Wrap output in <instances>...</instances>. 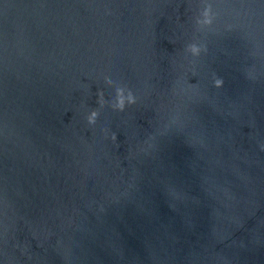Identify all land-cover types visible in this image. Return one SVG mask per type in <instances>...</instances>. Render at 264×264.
<instances>
[{
    "label": "water",
    "instance_id": "1",
    "mask_svg": "<svg viewBox=\"0 0 264 264\" xmlns=\"http://www.w3.org/2000/svg\"><path fill=\"white\" fill-rule=\"evenodd\" d=\"M0 264H264V0H0Z\"/></svg>",
    "mask_w": 264,
    "mask_h": 264
},
{
    "label": "clouds",
    "instance_id": "2",
    "mask_svg": "<svg viewBox=\"0 0 264 264\" xmlns=\"http://www.w3.org/2000/svg\"><path fill=\"white\" fill-rule=\"evenodd\" d=\"M211 6L212 5L210 3L205 5V9H204L205 13H207L211 9ZM213 19L214 17L212 16H208L206 19L203 18V13H202L201 16H198L196 18V23L204 24L206 26H211L213 23ZM206 50H207L206 46L197 43H189L185 47V51L191 53L193 56H199L201 51H206ZM105 82L109 86L115 87V96L111 101H109L105 98L103 91L98 92L97 104L99 108L91 109L86 116L88 125L93 128L96 126V123L100 116L99 109H103L106 105H108L114 111L123 112L127 106L133 105L137 102V96L134 94L131 88L127 87L126 85L118 84L110 77H105ZM214 85L216 87H221L223 85L222 78H216L214 80ZM190 86H194V85L190 84ZM102 131L104 132L106 138H108L110 135L111 140L113 142L116 141L117 135L115 132L110 133V130L108 128H104L102 129Z\"/></svg>",
    "mask_w": 264,
    "mask_h": 264
}]
</instances>
